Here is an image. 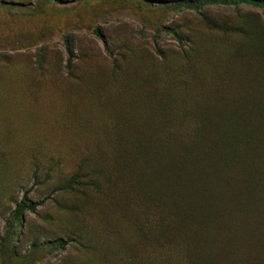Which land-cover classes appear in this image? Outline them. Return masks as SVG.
I'll return each instance as SVG.
<instances>
[{
  "label": "rangeland",
  "instance_id": "1",
  "mask_svg": "<svg viewBox=\"0 0 264 264\" xmlns=\"http://www.w3.org/2000/svg\"><path fill=\"white\" fill-rule=\"evenodd\" d=\"M0 264H264V8L0 0Z\"/></svg>",
  "mask_w": 264,
  "mask_h": 264
},
{
  "label": "trees",
  "instance_id": "2",
  "mask_svg": "<svg viewBox=\"0 0 264 264\" xmlns=\"http://www.w3.org/2000/svg\"><path fill=\"white\" fill-rule=\"evenodd\" d=\"M186 4L194 9L201 8L205 5H214V4H220V5H239V4H246L253 7H262L264 8V0H186ZM68 53V62L72 59V51L70 48H66ZM216 131H214L213 135H215ZM218 135H221L218 133ZM222 136V135H221ZM215 136H212L213 141H216ZM218 137V136H217ZM193 146H197V141H193L191 143ZM196 150L194 155L195 158H207V154H203L201 151ZM165 182H159L161 186V193L158 196V200H162L160 197L164 196L169 201L170 204H173L174 206L180 202L184 201L185 196L182 198L180 195L182 193V196L184 195L182 190H187L186 186H194L195 188V196H196V204H193L192 206L185 205L186 209H184V206L181 207L180 211H176V215L180 217L179 215H185V214H195L197 211L202 210H208V193L210 189L212 188V183L208 179V176L202 172L199 169L191 168L190 170H186L184 173V170L181 168V170L177 171L173 174L171 177L170 175H167ZM186 185V186H185ZM24 195L19 202V204L15 207V211L19 213L25 206L24 204ZM178 214V215H177ZM183 219V217H182ZM181 219V221H182Z\"/></svg>",
  "mask_w": 264,
  "mask_h": 264
}]
</instances>
